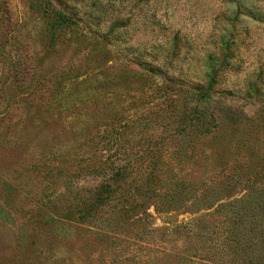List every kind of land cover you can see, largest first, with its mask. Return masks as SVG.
Returning a JSON list of instances; mask_svg holds the SVG:
<instances>
[{
    "label": "rangeland",
    "instance_id": "obj_1",
    "mask_svg": "<svg viewBox=\"0 0 264 264\" xmlns=\"http://www.w3.org/2000/svg\"><path fill=\"white\" fill-rule=\"evenodd\" d=\"M79 1V6L95 2L91 10L101 28H108L110 18L118 20L113 45L101 47L95 57H79L83 65L138 75L144 71L131 59L143 52L156 58L157 63H151L154 69L160 67L175 80L188 85L212 80L210 98L201 107L213 114L202 141L210 153L201 157L207 162L200 163L206 167L204 173L220 166L214 178L223 179L225 172L227 179L232 174L243 180L256 175L257 183L264 185V0ZM36 2L41 0H0V264H186L143 255L135 244L122 246L117 256L109 252L111 257H89L102 248L84 232L76 240L84 235L89 240L83 243L88 245L78 260L56 247H68L70 235L53 239L57 224L33 218L37 207L47 214L68 208L99 181L89 168L82 167L73 170L69 183L43 165L45 158L52 159L51 154L59 152L58 160H48L51 165L68 156L90 160L96 154L101 159L100 145H85L84 126L76 121L74 126L69 124L64 107L47 109L54 97L52 85L67 72L69 56L77 61L81 49L64 46L55 58L43 55L46 46L41 33L46 24L40 13L29 8ZM42 56L41 63L38 58ZM34 58L38 63L32 68ZM9 74L18 87L21 83L18 91L5 88ZM153 80L160 84L161 75L153 74ZM137 86L134 82L131 89ZM139 126L142 129L134 131L141 136L130 133L119 146L144 145L150 128ZM77 146L81 147L75 150ZM163 225L160 220L154 222L156 227ZM260 231L262 236V226Z\"/></svg>",
    "mask_w": 264,
    "mask_h": 264
},
{
    "label": "trees",
    "instance_id": "obj_2",
    "mask_svg": "<svg viewBox=\"0 0 264 264\" xmlns=\"http://www.w3.org/2000/svg\"><path fill=\"white\" fill-rule=\"evenodd\" d=\"M79 4V0H41L29 8L40 13L46 24L41 33L44 56L50 53L55 58L64 46L81 49L77 61L69 56L67 72L52 85L54 97L47 109L64 107L69 124L74 126L76 121L84 126L85 145H100L101 159L96 154L90 160L68 156L51 165L50 158H45L43 165L69 183L73 170L82 167L89 168L99 181L68 208L47 214L37 207L33 218L57 224L53 239L70 235L66 237L68 247H56L78 260L88 245L83 243L89 240L84 235L76 240L84 232L102 248L89 257H111L109 252L117 256L119 248L135 244L143 255L177 263L264 264V233L260 236L264 185L257 183L256 175L243 180L232 174L227 179L225 172L223 179H217L213 174L220 166L207 174L200 164L207 163L202 156H210L202 141L213 114L201 107L211 94L213 81L188 85L180 78L175 80L160 67L154 69L151 63L156 58L143 52L131 63L144 74L129 76L109 73L108 67L83 65L79 57H95L101 47L113 45L118 20L110 18L108 28H101L91 10L95 2ZM44 56L38 58L41 63ZM38 59L32 60V68ZM8 61L15 64L12 58ZM153 74L161 75L160 84L151 83ZM10 75H6L5 88L18 91L21 83L18 87ZM134 82L138 86L131 89ZM142 124L150 128L144 145L119 146L128 141L130 133L141 136L134 130H141ZM58 153L51 154L52 159L58 160ZM156 220L164 225L154 226Z\"/></svg>",
    "mask_w": 264,
    "mask_h": 264
}]
</instances>
